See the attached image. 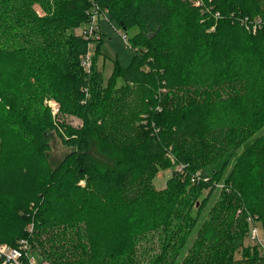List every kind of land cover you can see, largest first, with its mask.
<instances>
[{"label":"trees","instance_id":"trees-1","mask_svg":"<svg viewBox=\"0 0 264 264\" xmlns=\"http://www.w3.org/2000/svg\"><path fill=\"white\" fill-rule=\"evenodd\" d=\"M93 5L135 32L107 86L101 44L89 75L74 34ZM46 98L83 126L55 124ZM53 133L73 149L58 163ZM169 156L182 170L158 190ZM254 224L264 0H0V245L50 264H140L154 244L149 264H264Z\"/></svg>","mask_w":264,"mask_h":264},{"label":"rangeland","instance_id":"rangeland-1","mask_svg":"<svg viewBox=\"0 0 264 264\" xmlns=\"http://www.w3.org/2000/svg\"><path fill=\"white\" fill-rule=\"evenodd\" d=\"M81 30L82 27L76 29L74 31V34L79 36ZM100 31L101 39L99 40V42L92 44L90 48L91 66L89 70H87V74L90 75V72H92V69L94 67V58L96 56V47L100 43L101 55L97 57L95 67L102 74L104 79V85L107 86L108 81L114 71V61L118 62L123 67H128L132 63L134 52L130 49L129 43H125L122 40V35H127L129 39L135 32L130 31L128 32V34H125V32L122 31L116 24L110 21L109 16L108 18H101ZM120 85L121 84H119V86ZM54 103L55 101L50 98H46L44 100V106L50 110L55 124H57L58 126H61L63 124L76 130L80 129L83 126V122L77 117L62 116L58 112V107L54 106ZM51 148V158L56 163L62 161L73 151L72 148H69L64 145L61 139L54 133L52 134ZM168 160H170L171 163L170 167L163 168L158 166V171L153 181V185L158 190L165 189L168 181L179 172L180 168L178 169V167L175 166L173 158L169 156ZM198 174H200V172ZM206 196L207 192L204 193V197ZM257 226L260 232V238L264 239V233L261 229V226L259 224ZM30 229H32V227ZM245 246L250 247L252 249H257L261 257L264 256V250L260 249L256 244L252 243L249 238L245 240ZM148 249L151 250V252L148 251V255H144L143 248L140 249L139 256L140 254L142 255V257L140 258V264H149V259L153 252L152 250H155L154 253L158 251L157 246L155 244L148 246ZM32 254L38 264H50L47 261L43 262L40 256L41 253L39 249H36V251L34 253L32 252ZM236 259L240 260L241 255L238 254L236 256Z\"/></svg>","mask_w":264,"mask_h":264},{"label":"built area","instance_id":"built-area-1","mask_svg":"<svg viewBox=\"0 0 264 264\" xmlns=\"http://www.w3.org/2000/svg\"><path fill=\"white\" fill-rule=\"evenodd\" d=\"M108 18L107 12H101L96 5H93L90 12L89 24L82 28L80 36L88 43L87 53L82 57V66L89 70L91 66L90 48L91 45L99 42L101 39L100 20L101 18ZM122 40L128 43V36L122 35ZM58 107L57 103H54ZM182 168L179 169L181 171ZM249 240L256 244L260 249L264 250V239L260 238V232L256 224L252 225L248 235ZM0 264H38L34 258L30 246L27 241H20L17 247H10L8 245H0Z\"/></svg>","mask_w":264,"mask_h":264},{"label":"bare ground","instance_id":"bare-ground-1","mask_svg":"<svg viewBox=\"0 0 264 264\" xmlns=\"http://www.w3.org/2000/svg\"><path fill=\"white\" fill-rule=\"evenodd\" d=\"M256 248V247H255Z\"/></svg>","mask_w":264,"mask_h":264}]
</instances>
